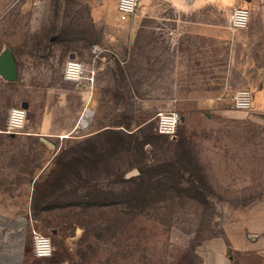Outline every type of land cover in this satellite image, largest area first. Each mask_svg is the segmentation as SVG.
I'll return each instance as SVG.
<instances>
[{"label":"rangeland","instance_id":"rangeland-1","mask_svg":"<svg viewBox=\"0 0 264 264\" xmlns=\"http://www.w3.org/2000/svg\"><path fill=\"white\" fill-rule=\"evenodd\" d=\"M117 1L0 0V50L10 49L17 65L15 80L0 75V203L24 213L29 232L48 236L54 247L48 257L27 254L24 264H201L209 247L238 239L249 215L264 214V173L220 178L231 175L223 170L232 164L219 163L223 143L200 130L201 115L183 131L188 112L202 103L189 90L205 85L193 83L198 73L189 72V61L171 55L179 40L200 42L170 38L174 21L156 16L173 13L166 3L137 18L139 5L123 16ZM94 7L99 21L91 18ZM221 14L202 20L229 27L228 13ZM250 45L235 48L246 76L263 63ZM216 48H207V77L233 49ZM69 62L80 69L68 70ZM241 79L233 78L230 91L253 95L257 83ZM46 104L58 114L78 109L84 118L67 137L31 133ZM11 108L26 112L18 133L5 131ZM163 111L181 115L173 137L156 130ZM260 131L248 122L239 133L258 140Z\"/></svg>","mask_w":264,"mask_h":264},{"label":"crops","instance_id":"crops-1","mask_svg":"<svg viewBox=\"0 0 264 264\" xmlns=\"http://www.w3.org/2000/svg\"><path fill=\"white\" fill-rule=\"evenodd\" d=\"M163 3L168 4L173 9V13L168 16L163 13L156 15L153 8ZM243 4H248L250 8V22L247 28L233 29L220 23L202 20L208 17L220 19L222 10L228 13L229 19L231 10ZM138 5L137 18L156 15L163 19L170 17L169 20L174 21L176 27L169 30L172 40L190 37L189 41L196 39L200 42L195 46L191 42L181 44L179 40L173 45L175 50L171 55L189 61V72L198 73L195 76L197 81L194 80L193 83L205 85L198 90H189V96L192 99H200L202 103L199 105L200 109L188 112L185 117L187 124L183 131L191 132L190 117L195 113L201 115L205 125L200 130L210 134L208 140L211 143H223L220 147L221 151L217 153L218 158L221 159L219 163L232 164L230 171L227 167L223 170L231 175L220 178L256 179L257 172L264 173V142L262 143L264 137V0H138ZM113 7L116 10V1ZM93 9L91 18L99 21L98 11L95 7ZM209 41L212 42L211 45H208ZM241 42L244 47L250 42V46H256L255 51L260 50L263 53V63L261 66L253 64L251 67L253 70L248 76L242 74L241 68H237V60L241 57H237L235 48ZM220 44L221 46L227 44V48L234 50L227 53L225 63L213 66L215 75L207 77L205 72L207 67L204 63L207 48L211 46L217 50L216 47ZM180 47L184 49L186 55H180L179 52H183ZM2 51L0 50V53ZM237 70L241 73L238 77ZM247 77L250 79L246 80ZM233 78L235 82L242 78L241 81L244 83L255 82L258 85L253 90L252 108L248 110L249 113L229 107L228 101L235 93V90L230 91L228 87L233 82ZM25 107H28L27 103ZM56 110L48 109L46 104L36 121V129L31 133H37L39 136L67 137L81 124L82 117L78 109L71 112L60 111L59 114ZM212 114L213 117H211ZM248 122L252 123L253 128L262 130L258 140L255 135L248 137L245 132L240 135L239 130H243V123ZM240 127L242 129H239ZM257 164H263V168H256ZM258 178L264 179V176ZM240 228L242 234L238 239H232L227 244L224 242L222 247L215 249L209 247L202 254L201 264H264V214L249 215L247 220L241 222ZM227 248H231L233 256L227 254L225 250ZM31 253H33L32 239L26 215L0 203V264H24L26 255Z\"/></svg>","mask_w":264,"mask_h":264},{"label":"built area","instance_id":"built-area-1","mask_svg":"<svg viewBox=\"0 0 264 264\" xmlns=\"http://www.w3.org/2000/svg\"><path fill=\"white\" fill-rule=\"evenodd\" d=\"M138 5V0H118L117 9L123 15L133 14ZM249 9L244 6H236L231 10L229 24L233 29L246 28L249 21ZM80 69V64L76 62L68 63V70ZM253 95L247 88L238 89L232 96V103L236 109L249 110L252 107ZM156 130L166 136L176 135L181 115L176 111L158 112L155 116ZM26 121L24 109L11 108L6 123V132L18 133L23 128ZM32 252L34 256L44 258L52 255L54 247L51 239L36 231L31 232Z\"/></svg>","mask_w":264,"mask_h":264},{"label":"water","instance_id":"water-1","mask_svg":"<svg viewBox=\"0 0 264 264\" xmlns=\"http://www.w3.org/2000/svg\"><path fill=\"white\" fill-rule=\"evenodd\" d=\"M0 75L6 79L15 80L17 78V68L11 51L6 48L0 53ZM138 173L136 168L128 171L125 176L130 177Z\"/></svg>","mask_w":264,"mask_h":264},{"label":"bare ground","instance_id":"bare-ground-1","mask_svg":"<svg viewBox=\"0 0 264 264\" xmlns=\"http://www.w3.org/2000/svg\"><path fill=\"white\" fill-rule=\"evenodd\" d=\"M84 117L81 118V120L83 119Z\"/></svg>","mask_w":264,"mask_h":264}]
</instances>
